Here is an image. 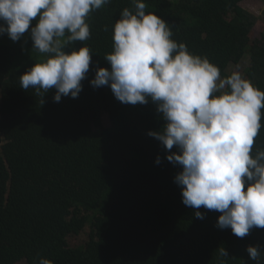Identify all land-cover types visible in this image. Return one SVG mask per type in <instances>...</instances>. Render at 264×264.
Instances as JSON below:
<instances>
[{
	"label": "trees",
	"instance_id": "16d2710c",
	"mask_svg": "<svg viewBox=\"0 0 264 264\" xmlns=\"http://www.w3.org/2000/svg\"><path fill=\"white\" fill-rule=\"evenodd\" d=\"M245 1L143 0L171 39L207 57L222 78L247 60L244 78L264 91V19ZM125 8L134 12L133 0L91 12L90 37L65 47H88L92 63L78 97L59 102L55 89L37 95L20 85L48 54L32 49L28 32L16 42L0 35V264H257L249 245L259 246L264 264V228L240 238L217 226L222 213L183 204L174 182L181 168L167 159L178 149L148 135L166 123L156 105L124 104L109 86H91L96 69L110 68L104 57ZM261 113L253 156L264 150Z\"/></svg>",
	"mask_w": 264,
	"mask_h": 264
},
{
	"label": "clouds",
	"instance_id": "9594fccd",
	"mask_svg": "<svg viewBox=\"0 0 264 264\" xmlns=\"http://www.w3.org/2000/svg\"><path fill=\"white\" fill-rule=\"evenodd\" d=\"M109 2L0 0V35L16 42L28 32L32 49L48 54L20 77L21 88L31 87L37 95L55 89V102L62 96L77 98L92 63L91 50L82 46L66 52L65 47L90 37L89 14ZM133 3L135 11L123 9L114 24V50L104 57L110 68L96 69L91 86H109L124 104L143 105L150 99L156 105L166 123L148 135L167 150L178 149L167 159L181 168L174 182L181 186L185 206L222 213L217 226L231 228L240 238L264 228V150L252 155L264 91L238 71L222 78L207 57L171 39L168 23L146 14L143 0ZM195 216L204 218L200 211ZM219 251L228 256L226 249ZM246 251L259 264V246L249 245ZM40 264L53 262L41 259Z\"/></svg>",
	"mask_w": 264,
	"mask_h": 264
},
{
	"label": "rangeland",
	"instance_id": "374dc122",
	"mask_svg": "<svg viewBox=\"0 0 264 264\" xmlns=\"http://www.w3.org/2000/svg\"><path fill=\"white\" fill-rule=\"evenodd\" d=\"M243 7L255 16H261L264 19V0H246ZM248 65L247 60H243L240 65H231L228 73L231 75L234 71H238L244 77L245 69ZM106 124V122H104Z\"/></svg>",
	"mask_w": 264,
	"mask_h": 264
}]
</instances>
